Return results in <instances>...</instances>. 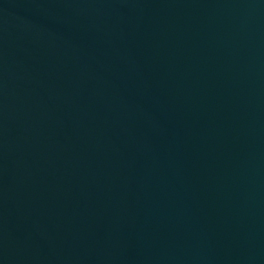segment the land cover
Masks as SVG:
<instances>
[{
	"label": "water",
	"instance_id": "water-1",
	"mask_svg": "<svg viewBox=\"0 0 264 264\" xmlns=\"http://www.w3.org/2000/svg\"><path fill=\"white\" fill-rule=\"evenodd\" d=\"M0 264H264V0H0Z\"/></svg>",
	"mask_w": 264,
	"mask_h": 264
}]
</instances>
